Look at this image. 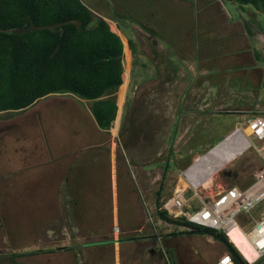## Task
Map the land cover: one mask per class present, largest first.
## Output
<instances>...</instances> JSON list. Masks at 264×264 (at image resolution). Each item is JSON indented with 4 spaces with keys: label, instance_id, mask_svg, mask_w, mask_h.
Returning a JSON list of instances; mask_svg holds the SVG:
<instances>
[{
    "label": "rangeland",
    "instance_id": "rangeland-1",
    "mask_svg": "<svg viewBox=\"0 0 264 264\" xmlns=\"http://www.w3.org/2000/svg\"><path fill=\"white\" fill-rule=\"evenodd\" d=\"M82 2L96 17L115 20L122 39L136 41L125 61L119 117L103 131L91 101L71 93L0 114V264H164L152 248L142 203L154 204L169 155L184 141L203 140L192 144L194 150L186 151V160L163 182L164 201L186 184L179 193L194 209L230 186L246 187L264 161V140L246 134L244 123L264 116V12L224 0ZM128 24L141 34H128ZM250 46L252 64L246 57ZM168 69L179 76L167 75ZM204 69L218 84L204 83L200 98H181L182 81H194ZM211 105L221 113L214 131L212 113L202 116ZM233 112L247 114L246 120L232 125ZM235 130L249 147L217 170L211 183L198 185L195 195L186 170ZM263 216L264 202L240 215L237 225L249 232ZM156 220L166 233L171 264H215L227 253L211 235ZM238 233L229 235L231 241L253 259Z\"/></svg>",
    "mask_w": 264,
    "mask_h": 264
},
{
    "label": "trees",
    "instance_id": "trees-1",
    "mask_svg": "<svg viewBox=\"0 0 264 264\" xmlns=\"http://www.w3.org/2000/svg\"><path fill=\"white\" fill-rule=\"evenodd\" d=\"M224 1L250 4L264 12V0ZM134 48L131 40L121 38L116 24L97 18L81 0H0V114L23 111L52 94L71 93L91 101L97 126L108 131L119 117L120 92L126 83L124 62ZM178 152L170 154L164 166L154 193L156 208L171 197L164 201L163 182L187 156ZM158 215L191 227L194 233L211 235L235 264L246 263L229 236L168 217L166 209Z\"/></svg>",
    "mask_w": 264,
    "mask_h": 264
},
{
    "label": "built area",
    "instance_id": "built-area-1",
    "mask_svg": "<svg viewBox=\"0 0 264 264\" xmlns=\"http://www.w3.org/2000/svg\"><path fill=\"white\" fill-rule=\"evenodd\" d=\"M245 125L250 129V135L253 138L259 141L264 140V116L251 117L246 120ZM256 150L259 154L263 152L262 148ZM252 177V182L248 186L244 188L230 186L209 201H200V207L196 209L179 192L171 195L159 208H156L154 204L143 202L146 223L154 237V249L156 248L158 250L156 252L162 255L164 262L171 264L170 259H168L169 252L166 250L162 231L158 227L156 217L159 216L160 211L166 209L168 217L183 219L193 227L220 232L227 237L232 228L238 227L258 255L253 262L245 260V264H264V216L254 221L249 232H246L243 226L237 225V218L240 215H249L251 210L264 202V161L255 170ZM192 188L194 194L197 195V186L192 184ZM168 206L172 208L173 215L170 214ZM215 264L235 263L229 254L224 253L218 257Z\"/></svg>",
    "mask_w": 264,
    "mask_h": 264
},
{
    "label": "crops",
    "instance_id": "crops-1",
    "mask_svg": "<svg viewBox=\"0 0 264 264\" xmlns=\"http://www.w3.org/2000/svg\"><path fill=\"white\" fill-rule=\"evenodd\" d=\"M82 1V0H81ZM86 6V5H85ZM90 9V8H89ZM91 10V9H90ZM91 12L94 14V12L91 10ZM95 15V14H94ZM96 16V15H95ZM97 18H105V19H108V20H110V21H112L114 24H116L118 27H120V25L115 21V20H113L112 18H109V17H97ZM246 26V25H245ZM121 28V27H120ZM124 30L125 31H127V33L129 34V33H134V32H137V33H140L141 34V32L140 31H138L137 29H135L132 25H129L128 24V26H126V27H124ZM249 33V31L247 30H245V33ZM260 35V34H259ZM260 37H261V35H260ZM122 38V37H121ZM143 39H144V37H143ZM261 39H262V41H264V39L261 37ZM123 40H126V39H123ZM127 40H131L132 42H133V44L135 45V47H136V41H135V39L134 38H128ZM141 41H143V40H141ZM146 41V39L144 40V42ZM148 45H151V46H153V43H151L149 40H148ZM245 46V49H247V46L246 45H244ZM153 49H156V47L155 46H153ZM249 50V51H248ZM248 50H247V52L248 53H246L247 55H246V57L249 59L248 61H251V64L253 63V60H252V55L254 54V50L255 49H253L251 46L248 48ZM135 51H136V49H135ZM155 51V50H154ZM239 51V50H238ZM135 53V52H134ZM134 55V54H133ZM257 55V54H256ZM207 57V59H208V57L209 56H206ZM213 57V56H212ZM202 59H204L203 58V56L201 57ZM258 58V57H257ZM207 59H205V60H207ZM124 66H125V62H124ZM169 70V69H168ZM125 73H126V69H125ZM172 73H175V72H173V71H170L169 70V72H168V74L167 75H172ZM166 75V76H167ZM173 77L174 76H179V74L178 73H175V74H173L172 75ZM125 77H126V75H125ZM195 79V78H194ZM217 79H215V76L213 75V72H211V71H209V70H207V69H204L203 70V72L202 73H199V77L197 78V79H195L194 81L193 80H191V81H189V83H187V82H185V81H182V83H183V89H182V91H181V95H180V97L181 98H183V99H188V98H190V96L192 97V96H195V97H197V98H200V95H201V93H200V91H203V87L205 86V84L204 83H207L208 84V86H210V88H211V86H215L214 84L216 83V84H218L217 82H215ZM199 82H202V84L203 85H199ZM126 84V83H125ZM198 85L200 86V88H198ZM216 87H217V85H216ZM215 87V88H216ZM230 88H232V87H230ZM218 92V91H217ZM217 97L216 98H218V95L217 94H215ZM213 104H217V102H215V101H213L212 102ZM213 107L214 106H209L207 109H205L204 111H202V116L205 118L206 116H205V113L207 114H210V113H212V115H210V116H213L212 117V119H213V124H212V129H213V131H214V128H215V126H214V124H215V122H217L216 120H217V118H216V116L219 114V115H221V113H217V112H215L214 110H212L213 109ZM212 110V111H211ZM231 114H233V115H235L236 116V118L234 119V120H232V125H238V124H240V123H242V122H244L245 120H246V117H247V114H245V113H231ZM209 116V117H210ZM219 117V116H218ZM216 118V119H215ZM247 119H249V118H247ZM221 122V120L219 121V123ZM246 122V121H245ZM244 122V123H245ZM220 125H221V123H220ZM176 125H175V123H174V129H176ZM195 129V128H194ZM221 129V128H220ZM218 135H220V132H218L217 133ZM217 134L215 133V136H214V134L212 133V136L213 137H216L217 136ZM234 138V140H235V142H236V146H235V153L237 154V155H239V154H241V152L242 151H244V150H246V148L243 146V143L244 142H246L248 145L250 144L249 143V141L246 139V137L244 136V135H242L241 134V132L240 131H235V132H233L232 134H230L225 140H228L229 138ZM174 138V135H172L171 137H170V139H173ZM192 138V137H191ZM198 138V137H197ZM176 138H174V140H175ZM196 139V138H195ZM189 140V139H188ZM198 140H201L200 138L198 139ZM195 141V142H191V143H187V141H184V143H182V144H180V143H177L176 145H178V146H180V145H182L181 147H179V152L178 153H186V151H188L189 149H192L193 148V150H194V146L192 145V144H195V145H198L199 143H200V141ZM224 140V141H225ZM201 141H203V140H201ZM244 141V142H243ZM223 142V141H222ZM221 142V143H222ZM174 143V142H173ZM180 144V145H179ZM186 146V148L187 147H189L188 149H186V150H182V149H184V147ZM243 146V147H242ZM26 154V153H25ZM28 154V153H27ZM26 154V155H27ZM187 155V154H186ZM28 156V155H27ZM186 157V156H185ZM184 156H183V158L179 161V162H181V161H183V160H186V158H185ZM30 162V161H29ZM28 162V163H29ZM24 163H26V159H25V157H24ZM26 165V164H25ZM27 165H29V164H27ZM147 233H149L148 231H146V235H147ZM152 237V236H151ZM151 237H149L150 239L148 240V241H150V240H152V238ZM142 238L143 237H138V239L137 240H139V241H141V242H146V241H142ZM153 249H154V246L152 247ZM169 252V251H168ZM170 253V252H169Z\"/></svg>",
    "mask_w": 264,
    "mask_h": 264
},
{
    "label": "bare ground",
    "instance_id": "bare-ground-1",
    "mask_svg": "<svg viewBox=\"0 0 264 264\" xmlns=\"http://www.w3.org/2000/svg\"><path fill=\"white\" fill-rule=\"evenodd\" d=\"M245 133L249 134L250 129L247 128L245 130ZM249 145L246 142L243 143V146L246 149L249 147ZM235 146H236V142L233 137L217 145L208 154L203 156L195 165H193L191 168H189L186 171V176L189 182L194 186H198V185L204 186L211 183L212 180L210 178H212V176L215 175L214 173L220 168H222L226 163L231 161L234 157L237 156V154L235 153L236 150ZM185 188H186V184H184L181 188H179L177 192H181ZM234 232L237 233L239 232L241 234L240 235L238 233L239 236L247 243V246L250 248L251 252L254 255L253 259H247V261L253 262L258 255L251 247L249 241L247 240V237L236 226L228 232V236Z\"/></svg>",
    "mask_w": 264,
    "mask_h": 264
},
{
    "label": "water",
    "instance_id": "water-1",
    "mask_svg": "<svg viewBox=\"0 0 264 264\" xmlns=\"http://www.w3.org/2000/svg\"><path fill=\"white\" fill-rule=\"evenodd\" d=\"M235 131H238V130H235ZM226 138H227V137H226ZM226 138H224V140H225ZM224 140H223V141H224ZM221 142H222V141H221ZM221 142H220V143H221ZM220 143H219V144H220ZM219 144H218V145H219ZM216 146H217V145H216ZM216 146H215V147H216ZM215 147H214V148H215ZM214 148H213V149H214ZM211 150H212V149H211ZM211 150H210V151H211ZM210 151H209V152H210ZM209 152H208V153H209ZM208 153H207V154H208Z\"/></svg>",
    "mask_w": 264,
    "mask_h": 264
}]
</instances>
